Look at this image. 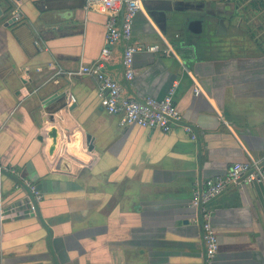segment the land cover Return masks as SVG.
<instances>
[{"label":"crops","instance_id":"0c3cea01","mask_svg":"<svg viewBox=\"0 0 264 264\" xmlns=\"http://www.w3.org/2000/svg\"><path fill=\"white\" fill-rule=\"evenodd\" d=\"M88 1L0 0V158L15 169L0 172V210L24 211L26 181L42 193L41 217L0 214V264H55L45 224L60 264H264V181L210 201L218 248L206 263L191 204L199 177L264 159V49L224 42L234 36L231 22L219 26L223 0H142L102 68L126 97L161 99L175 82L182 123L122 126L96 77L69 73L105 46L107 14ZM188 14L203 19L201 33ZM206 36L211 50L197 48ZM129 43L157 49L136 51L126 79Z\"/></svg>","mask_w":264,"mask_h":264},{"label":"built area","instance_id":"2783aa9c","mask_svg":"<svg viewBox=\"0 0 264 264\" xmlns=\"http://www.w3.org/2000/svg\"><path fill=\"white\" fill-rule=\"evenodd\" d=\"M122 2L124 3V10L122 20H120L119 10ZM88 3L96 4L99 7L98 9L107 14L105 46L95 62L90 65H81L77 70L69 71V73H88L96 77L99 83L100 102L107 112L120 115V125L123 126L130 123L144 128L169 129L172 124L177 123L181 119V113L173 100L175 82L161 99H154L149 96L143 98L126 97L122 95L120 83L102 68L110 51V46L120 37L126 39L131 37L133 18L140 9L142 0H89ZM14 18L19 19L20 15L15 13ZM140 49L155 50L157 47L155 45L141 47L132 43L125 45L122 53V64L126 79H131L134 74L133 54ZM193 92L198 95L201 92L200 87L196 86ZM71 98L74 99L73 95ZM0 172L15 174V169L3 163L0 158ZM254 180L264 181L263 166L257 162L253 164L235 162L224 174L202 178L201 185L199 186L198 181L193 188L191 204L195 208H199L207 260L215 254L218 248L217 235L211 223L210 201L232 183ZM25 185L28 187V194L22 203L24 211H18V204L10 205L8 208L0 210L2 217H5L7 212L15 210L18 215L22 213L35 215L38 203L42 199V193L30 181H26Z\"/></svg>","mask_w":264,"mask_h":264},{"label":"rangeland","instance_id":"374dc122","mask_svg":"<svg viewBox=\"0 0 264 264\" xmlns=\"http://www.w3.org/2000/svg\"><path fill=\"white\" fill-rule=\"evenodd\" d=\"M249 1L254 2V0H224V2H229L227 8L231 12L227 14V17L233 26L230 34L234 36V38L226 37L224 42L227 45L245 44L247 47L249 43H255L259 49H264V13L259 15L258 7V13L255 14ZM255 1L259 2L258 6L264 5V0ZM262 12H264L263 9L260 13ZM258 25H263V28L258 29Z\"/></svg>","mask_w":264,"mask_h":264},{"label":"water","instance_id":"95a60500","mask_svg":"<svg viewBox=\"0 0 264 264\" xmlns=\"http://www.w3.org/2000/svg\"><path fill=\"white\" fill-rule=\"evenodd\" d=\"M123 10H124V3L122 2L121 4V7H120V10H119V16H120V20H122V16H123ZM138 12V11H137ZM137 14V13H136ZM136 16V15H135ZM134 16V17H135ZM174 18V17H172ZM133 21H134V18H133ZM219 26L221 28H223L222 30H225V25H224V20L223 18H221L219 20ZM186 27L189 31H191L192 33H201L202 32V28H203V19L201 17H197L196 15L193 16L191 14H188V16L186 17ZM132 28H133V24H132ZM131 35H132V32H131ZM182 46L183 44L180 43V46H178L177 48L178 49H182ZM182 54V52L180 51V55ZM171 86V85H170ZM170 88V87H169ZM168 88V89H169ZM178 123H182V121L178 120L177 121ZM191 129L193 130V132L196 134V141H197V148H198V164L201 165V153H200V149H201V137L198 133V130L195 128V127H192L190 126ZM55 132L56 130L55 129H51L50 131V136L52 137V142L55 143ZM89 139V135L87 134L86 135V141H88ZM53 146V145H52ZM51 146V148H52ZM259 165L263 166L264 165V159H262L259 163ZM201 180H202V177H199L198 178V181H199V186L201 185ZM240 183V182H238ZM237 184V183H235ZM231 185H234V183H232ZM38 186V185H37ZM39 188V187H38ZM40 189V188H39ZM200 206V205H199ZM198 222H199V228H200V233H201V237L203 239V230H202V226H201V217L199 215V208H198ZM35 215H37L38 217H41V214L39 212V208L37 209V212L35 213ZM46 231H47V239H48V245H49V248L51 250V253H52V259H53V262H55V264H60L59 260H58V257L57 255L55 254L54 252V248H53V244H52V233H51V229L49 228V225L48 224H45L44 225ZM203 245H204V239H203ZM203 249H204V261L206 263V253H205V246H203Z\"/></svg>","mask_w":264,"mask_h":264},{"label":"flooded vegetation","instance_id":"af4514ba","mask_svg":"<svg viewBox=\"0 0 264 264\" xmlns=\"http://www.w3.org/2000/svg\"><path fill=\"white\" fill-rule=\"evenodd\" d=\"M224 1V0H223ZM229 2H225V8L222 10V13H223V15L224 16H221V18H223V20H224V23H226L225 22V19L227 20V21H231L230 19H228V17H227V14L228 13H230L231 12V10H229V8H227L228 6H227V4H228ZM261 3V2H260ZM249 4H251V7L254 9V13L255 14H257L258 13V7H259V13H260V11L263 9L264 10V5H261V6H258V4H259V2H257V1H255L254 0V2H252V3H250V1H249ZM262 13H264V12H262ZM220 18V19H221ZM226 30V29H225ZM209 40H210V36H206V37H203V38H201V39H198L197 40V43H196V46H197V48H204V49H211V46H210V44H209Z\"/></svg>","mask_w":264,"mask_h":264},{"label":"trees","instance_id":"16d2710c","mask_svg":"<svg viewBox=\"0 0 264 264\" xmlns=\"http://www.w3.org/2000/svg\"><path fill=\"white\" fill-rule=\"evenodd\" d=\"M260 14H263V13H259V15H260ZM257 28H258V29L263 28V25H258Z\"/></svg>","mask_w":264,"mask_h":264}]
</instances>
